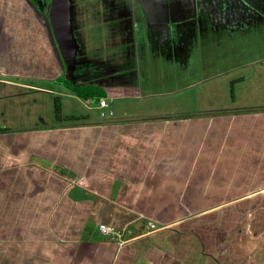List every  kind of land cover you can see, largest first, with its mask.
Wrapping results in <instances>:
<instances>
[{
  "label": "crops",
  "instance_id": "0c3cea01",
  "mask_svg": "<svg viewBox=\"0 0 264 264\" xmlns=\"http://www.w3.org/2000/svg\"><path fill=\"white\" fill-rule=\"evenodd\" d=\"M146 1L51 0L45 22L30 0H0V264H264V92L196 115L123 103L109 118L54 114L44 129L19 112L21 95L56 96V84L78 97L64 81L101 88L108 108L149 96L137 38L154 15ZM247 40V63L258 62L264 39ZM190 95L173 107L190 109Z\"/></svg>",
  "mask_w": 264,
  "mask_h": 264
},
{
  "label": "rangeland",
  "instance_id": "374dc122",
  "mask_svg": "<svg viewBox=\"0 0 264 264\" xmlns=\"http://www.w3.org/2000/svg\"><path fill=\"white\" fill-rule=\"evenodd\" d=\"M191 5L194 9L200 5L199 10H204L201 9L202 0H192ZM218 7L210 8V14L205 10V25H200L197 18H194V24L192 19L182 25L183 32L178 39H183V42H176V50L162 51L161 41L147 30L145 32L143 19H139L137 38L146 49L141 55L143 79L140 84L143 91H148L150 95L138 103L111 100L110 109L114 112V117L121 113L123 104L127 108L132 106L131 110L143 106L153 107L145 109L141 114L162 111V115H196L203 114L202 111L209 110V106L218 105L219 102L231 107L241 104L242 99L249 104L260 101L258 94L264 92V57L258 62L247 63L246 59L250 54H246V49L250 44L245 43L251 38L264 39V0H225V6L220 7L221 11H218ZM225 7L227 11L223 12ZM220 14L221 16H217ZM190 38L195 40L190 45H183ZM222 39L227 42L218 44L221 41H214ZM258 42L264 44V40ZM256 50L263 51L261 56H264V45L257 44ZM238 77L243 78L244 83H239L232 89L231 85L235 84ZM55 87L56 96L29 91L27 95H21L22 100L17 99L19 112L27 118L24 119L26 123H33L35 128L42 129L46 124L55 123V101L58 103V112L63 117L73 114L99 118V110L94 107L93 100L71 95L63 97L58 93V84ZM60 87L63 88V85ZM67 93L71 92L67 90ZM190 94L194 96V105L190 109L173 107L177 99ZM210 111L213 110L210 108ZM201 224V219H196L193 228L201 229ZM198 238L202 240L199 235Z\"/></svg>",
  "mask_w": 264,
  "mask_h": 264
},
{
  "label": "flooded vegetation",
  "instance_id": "af4514ba",
  "mask_svg": "<svg viewBox=\"0 0 264 264\" xmlns=\"http://www.w3.org/2000/svg\"><path fill=\"white\" fill-rule=\"evenodd\" d=\"M149 2L146 1V5L152 6L153 8H150L153 10L154 15H150L152 22H147L146 19H143V23L145 21L144 26L146 27L149 34L153 35L156 39H158L161 42H170L172 43L175 41L174 39L179 38L183 32V27L186 22L184 23H170L173 19H176L177 17H183L187 16L188 20L187 22H191L193 19V24L195 23V19L199 21L200 25H205L206 19H205V10H207L208 14H210L211 10L210 8L218 7V11L221 8L225 6V0H202V6L199 10V6L194 9V7L191 5L192 0H149ZM32 5L34 6L36 12L41 16L40 18L43 19L45 22L46 16H48L51 0H30ZM189 5V6H188ZM161 7H165L169 11V19L168 22L164 23L160 20V9ZM180 9H183L184 13H178ZM216 9V8H215ZM227 11L226 7L224 8L225 12ZM195 14L197 16H195ZM217 16H221L217 15ZM142 28V27H141ZM145 29V32H146ZM194 39V38H193ZM171 43V42H170Z\"/></svg>",
  "mask_w": 264,
  "mask_h": 264
},
{
  "label": "trees",
  "instance_id": "16d2710c",
  "mask_svg": "<svg viewBox=\"0 0 264 264\" xmlns=\"http://www.w3.org/2000/svg\"><path fill=\"white\" fill-rule=\"evenodd\" d=\"M63 84L76 96L81 97L83 99H96L99 100L101 97H105L106 94L101 88L90 86V85H74L68 81H64ZM57 102L55 101L54 106V114L56 117L59 115V108L57 106ZM252 109H245L240 111H251ZM255 110V109H254ZM75 119V118H71ZM1 130V129H0Z\"/></svg>",
  "mask_w": 264,
  "mask_h": 264
},
{
  "label": "built area",
  "instance_id": "2783aa9c",
  "mask_svg": "<svg viewBox=\"0 0 264 264\" xmlns=\"http://www.w3.org/2000/svg\"><path fill=\"white\" fill-rule=\"evenodd\" d=\"M96 105L99 109L100 118H109L114 115V112L110 108H108L109 104L106 98H103V97L99 98V100H97ZM148 225H149V228L151 229H155L157 227L156 224H154L153 222H148ZM98 230L102 234L108 235V236H113L117 233V230L114 226L107 225V224H98Z\"/></svg>",
  "mask_w": 264,
  "mask_h": 264
}]
</instances>
